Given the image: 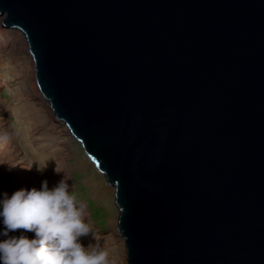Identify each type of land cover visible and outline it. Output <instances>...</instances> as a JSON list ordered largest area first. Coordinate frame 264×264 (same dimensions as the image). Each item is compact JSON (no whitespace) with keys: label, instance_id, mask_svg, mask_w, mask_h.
Returning a JSON list of instances; mask_svg holds the SVG:
<instances>
[{"label":"water","instance_id":"water-1","mask_svg":"<svg viewBox=\"0 0 264 264\" xmlns=\"http://www.w3.org/2000/svg\"><path fill=\"white\" fill-rule=\"evenodd\" d=\"M0 18L114 189L126 264H264V0H0Z\"/></svg>","mask_w":264,"mask_h":264},{"label":"rangeland","instance_id":"rangeland-1","mask_svg":"<svg viewBox=\"0 0 264 264\" xmlns=\"http://www.w3.org/2000/svg\"><path fill=\"white\" fill-rule=\"evenodd\" d=\"M0 31H8L2 18ZM14 38H0V173L10 180L9 186L4 187L2 201L5 195L10 198L20 189L39 190L42 181L46 180L51 189L65 179L93 232L80 242L85 247L92 243L107 252L109 264H125V244L113 235L118 216L113 188L95 170L79 143L64 131L66 127L62 131L54 129L57 123L63 125L37 94L23 44V49L16 52L9 47ZM17 54H24L27 61H17ZM3 122L5 130L1 127ZM14 234L17 238L22 234L35 238L34 232L16 230Z\"/></svg>","mask_w":264,"mask_h":264},{"label":"clouds","instance_id":"clouds-1","mask_svg":"<svg viewBox=\"0 0 264 264\" xmlns=\"http://www.w3.org/2000/svg\"><path fill=\"white\" fill-rule=\"evenodd\" d=\"M68 188L65 179L51 189L45 180L39 190L20 189L10 198L5 195L0 201L5 226L2 234L23 230L34 232L35 238L22 234L0 241L2 264H109L107 252L97 245L80 243L93 232Z\"/></svg>","mask_w":264,"mask_h":264},{"label":"bare ground","instance_id":"bare-ground-1","mask_svg":"<svg viewBox=\"0 0 264 264\" xmlns=\"http://www.w3.org/2000/svg\"><path fill=\"white\" fill-rule=\"evenodd\" d=\"M9 31V30H8ZM5 32V31H0V38H4V37H6L7 35H14L15 36V38L14 39H12L11 41H10V45H9V47L12 49V50H15V52L18 50H22L23 49V47H22V44H23V46H24V49L23 50H25L26 51V54H27V56L29 57V61L31 62V66H32V74H31V78H32V82L34 83V87H35V89H36V91H37V94H38V96L40 97V99L44 102V99L42 98V96H41V94H40V92L38 91V87H37V84H36V81H35V69H34V63H33V60H32V58H31V56H30V54H29V52H28V46H27V44H26V41H25V38H24V36L20 33V32H17V31H9V32ZM6 45V44H5ZM14 52V53H15ZM27 57V58H28ZM15 58H16V60L17 61H19V62H24L25 60H26V56H24V54H17L16 56H15ZM27 61V60H26ZM24 81V80H23ZM44 104H46V106L48 107V110H49V112L51 113L52 111L50 110V107H49V105H48V103L46 102H44ZM53 113V112H52ZM54 115V114H53ZM62 127H60L59 126V124L57 123V124H55V126H54V129L55 130H57V131H62V128L64 129L66 126L62 123ZM5 126H6V122H3L2 124H1V127L5 130ZM65 126V127H64ZM64 131L67 133V134H69V135H71L70 133H69V131H68V129H64ZM4 132V131H3ZM49 158V157H48ZM49 161V160H48ZM95 170H96V168H95ZM99 174H100V172L98 171V170H96ZM19 181H21V180H19ZM60 181V180H59ZM18 183V182H17ZM9 184H10V180H5V182H4V186L6 187V186H9ZM108 185V184H107ZM11 186V185H10ZM10 189V188H9ZM14 190V189H13ZM14 193V192H13ZM10 195V194H9ZM113 196H114V189H113ZM117 220H118V216H117V218L115 219V225H114V228H113V235L115 236V237H120L119 236V232H118V230H117ZM20 231H22V232H24L23 230H20ZM25 233H27V232H25ZM80 243H82V242H80ZM83 244V243H82ZM89 245H93L92 243L91 244H89ZM88 245V246H89ZM87 246V247H88ZM126 259V258H125ZM125 262V264H126V260L124 261Z\"/></svg>","mask_w":264,"mask_h":264}]
</instances>
